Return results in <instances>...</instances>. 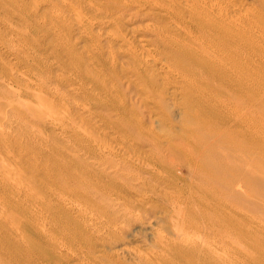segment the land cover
<instances>
[{
    "label": "rangeland",
    "instance_id": "374dc122",
    "mask_svg": "<svg viewBox=\"0 0 264 264\" xmlns=\"http://www.w3.org/2000/svg\"><path fill=\"white\" fill-rule=\"evenodd\" d=\"M244 2L252 3L251 0ZM128 3V0H0V112L4 110L0 118V171L3 168H9L11 173H16L14 176L32 190L34 195L44 197V204L31 206L24 199L20 200L17 195L10 194L7 189L1 187L5 190L0 189V264H133L134 260L131 261L129 254L138 253L137 255H147L150 258L153 252L151 251L153 240L149 227L154 229L156 225L155 231H161L160 227L165 230L163 228L166 226L162 227L161 223H156V219L151 220L154 213L157 216L159 210L161 211L162 205L156 199L149 197L152 187V191L155 189L156 193L165 191L164 193L171 194L167 184H163L155 175H150L141 165V167L134 165L128 169H122L123 171L121 170L117 175L123 173L126 177L120 175V178L119 176L113 178L110 171L102 170V167L97 165L103 161V159H100L101 162L98 160L100 157H106L109 154L110 150L108 151L104 144H111L113 150L117 147L115 152L110 151L109 156L118 154L116 158H119V155L124 157L129 155L130 158L145 159L144 161L147 162L155 160L157 148L162 146V149L157 152L159 155L162 153L163 157L160 155V158L167 163H181L180 157L173 149L182 148L183 139L185 135L187 136L188 120L180 104L179 88L176 87L178 90H172L173 92L172 87L170 88L172 83L179 87L180 81L165 72L168 65L165 59L162 60L173 52L170 53V49L161 46L154 38L157 26H159V32L169 28L163 31L164 36L168 34L170 36V31L173 32L175 28L171 29L172 25L169 26L164 18L160 19L154 14L152 17V13L156 11L154 8L148 6L141 10L132 7L131 4L129 6ZM163 19L168 26L163 25ZM101 21L106 25H101ZM161 25L165 27L162 30H160ZM174 32V36L181 38L178 31ZM145 49L148 50L144 51ZM166 49L168 50L165 51ZM148 51L149 55H147ZM142 53L145 58H142ZM159 53L161 59H159ZM135 54L143 63L144 61L149 63L146 70L139 67L136 62L133 64L134 60L129 57ZM153 58H158L155 59L156 61H162L156 62ZM160 63L164 64L160 65ZM137 66L140 69H137ZM159 68L165 71L162 72ZM133 71L135 75L137 71H143L142 78L137 75L135 78ZM143 82L149 84L152 82V86L147 87ZM153 86L155 90L152 89ZM160 91L164 96L160 94ZM33 92L37 96L40 95L39 100H43L42 102L45 103L48 100L47 103L55 104L54 110L56 114L59 112L57 115L60 117L64 113H69V117L72 115L70 122L75 121L72 123L75 124L74 127L72 128V124L68 122V131L62 134L63 132L54 130L48 124L44 125L40 119H25L29 116L22 113L20 101L35 100ZM167 92H169L168 95ZM173 94H175L174 99ZM176 94L179 96L175 99ZM17 108L19 111H15ZM78 130H83L82 134L80 132L83 139L76 135L75 131L78 132ZM25 132L29 134L26 135ZM33 132L38 134L34 135ZM84 135L87 139L90 137L89 142ZM80 144L85 147L82 148ZM58 148L62 150L59 152ZM87 149L89 152L85 151ZM102 149L104 153L101 152ZM64 150L69 152L68 155L67 152H62ZM152 152L155 157L151 154ZM74 155L78 161H75ZM97 155L100 157H96ZM70 156L74 158V162ZM50 157H54L58 164L62 162L60 165L64 166L62 173L55 172V177H52L53 172L46 168ZM95 158L97 161L94 162ZM89 159L96 166H93V162L88 163ZM254 168V164H249L247 170L251 174L246 176L244 187L241 189L235 187L233 205L236 208L235 218L239 219L246 229L264 233V168L262 171ZM58 172L61 173L60 176L65 173L59 177ZM71 174L94 190V192H85L84 200L79 198L83 202L79 199L75 200L77 203L82 202L81 204L68 202L71 194L83 197L81 195L84 192L67 178ZM180 176L186 178L184 173ZM54 184H57L56 187L53 186ZM48 189H53L55 195L50 196L47 193ZM66 191L71 192L65 194ZM113 192L123 197V202L119 200L120 204L123 203L121 208L116 205V203L119 204L118 202L112 203L108 200L110 198L107 194L113 195ZM145 195H148V198ZM46 197L51 198L50 202H46L49 201ZM141 197L155 200L150 205L160 204L157 207L159 210L154 209L155 205L150 209L151 211L148 210V213L151 212L150 215L141 208L133 211L136 215L131 213L129 216L133 218L128 217V221L123 218H118L120 220L118 221L116 218L117 221L114 222L115 224L111 223L110 228L113 230L115 226L121 229L117 228L115 231L110 228L108 231L100 225V220L108 221L107 218H111L112 215L116 217L115 210L123 209L124 204L137 206L134 202ZM85 201L88 203L90 201L91 207ZM84 205L89 206L90 209L83 210ZM95 205L99 208L95 209ZM97 209H101V213L99 210L96 211ZM87 211L98 212L102 217L99 216L100 214L95 215ZM88 213H90L89 218H87ZM105 213L108 214L105 215ZM147 219L151 223L148 221L146 223ZM173 219L168 218V221L174 222ZM244 249L241 253L236 251L235 259L239 260L236 261L238 264L246 261V257L253 253L246 254ZM251 249L252 246L248 245L246 252L253 251ZM237 253L245 257L239 255L237 258Z\"/></svg>",
    "mask_w": 264,
    "mask_h": 264
},
{
    "label": "bare ground",
    "instance_id": "6f19581e",
    "mask_svg": "<svg viewBox=\"0 0 264 264\" xmlns=\"http://www.w3.org/2000/svg\"><path fill=\"white\" fill-rule=\"evenodd\" d=\"M244 1L128 0V5L131 4L132 7L134 6L136 9L143 10L148 6L154 8V10L156 11L152 13V17L154 14L160 19H166L168 23L163 19V25H165V27L167 24H169V26L172 25L171 29L172 27H174L176 29L175 30L173 28L174 31H178L179 35L181 36V38L178 39L173 35L174 31L172 32L171 29V31H169L172 36H168L169 34L167 36H164L162 33L168 27L165 28L163 26L165 28L164 29L162 25V28L160 30H164L159 32V26H157V32L155 31L156 34H153L155 36L154 38L158 43L161 44V46L170 49V53L173 52L172 55H168V57L165 58L163 55L164 51L163 49H161L163 51L162 57H164L162 58V60L165 59L164 61L166 62L168 67H164V69L166 68L167 71H165L166 69L160 70L161 67L159 68V70L162 72H168L170 76H175V78L180 81V86L178 87V85L176 84V86L173 85L172 81L170 80L172 85L174 86V89L173 86L170 85V83L168 85H170V88L172 87L171 91H177V88H179L178 94L181 97L180 104L182 106L180 104H178V106L180 105L181 107H183L186 116L185 118L186 120H188V129H186L187 136L185 135L183 139V146L181 145L182 148L176 147L177 150L173 149L174 152H176L180 157L181 160H179L181 161V163H167L163 158H160V155H162V153L159 152V155L157 152L159 151V149H162V146H159L160 148L158 146V148L156 147V158L155 160H151L153 161V163H149L151 161H144L145 159H133V157L130 158L129 155L127 157L119 155V158H116L118 154L117 156H109L110 151L113 150V146L111 147V144H104L106 146V149H108V151L110 150L109 154L106 157L102 156V158L98 155L96 156L100 157L98 159L99 161L100 159H103L102 163H99L98 161V167H102V170L104 169L108 172L110 171L113 176L110 173L109 175H111L113 178L118 176V178H120V175L125 176L123 173L117 175L122 169H128L134 165H141L143 166L142 168L145 171L149 172L150 175H155L159 179V181H161L163 184H167V187L171 189V194H167V192L164 193L165 191H161L162 193H159L158 191V193H156L154 191L155 189L152 191L153 187L151 189V187L149 186L151 189V195L149 198L156 199V201H159V203L162 205L160 211L157 208L160 204L158 203V206L156 205L157 203L154 204V206L156 205L154 209L157 208L156 210H159V212L152 209L154 210V212H158V215L156 216L154 213L155 217H153L154 215H152L153 218L151 217V220L156 219V223H161L162 227H166L163 228L165 230H162V228L160 227L161 231L154 230L155 227L157 228L156 225L155 227L153 226L154 229L149 227L153 244L150 239L149 241L152 244L151 251L153 252L150 255V258L147 255H137L138 253L129 254L131 255V261L132 259L134 260L133 264H238L236 263V261L239 260L235 259L236 251H240L241 253L242 249L244 248H246L244 250L247 251L248 245L252 246L253 251L248 250V252L245 251V253H253H250L251 255L248 256L243 252L248 257H246V261L244 260L245 262L243 261L242 263L264 264V233L253 232L246 229L242 225V222L239 219L235 218L236 208L235 205H233V202H235V196L233 194L235 192V187L239 189L243 188L246 182V176L248 174H251V172L247 170V166L249 164H254V169L258 171H262L264 168V0H251V4H246V2ZM118 4H120V2H118ZM119 6L117 7L119 8ZM164 21L167 24H165ZM100 23L101 25H106V23L103 21H101ZM160 23H162V21ZM147 44H149L148 41ZM168 49H166L165 51H167ZM147 50L145 49L144 51ZM138 51H140V48ZM149 51L147 52V55L150 54ZM135 55H130L131 57H129L131 58V60H134L133 64L136 62L139 67H143L144 70H146V67H148L149 63L147 64V62L145 61L143 63L140 58L137 59V55ZM143 57L144 54L142 58ZM150 57L152 58V54ZM159 59H161V56L159 57ZM146 61H148V59H146ZM152 63H154V61H152ZM161 64L164 63H160V65ZM138 66L137 69H140L138 68ZM147 72H149V70H147ZM136 73L139 78L143 75V71H137ZM164 74L165 73H163V77ZM136 75L134 72L135 78H137ZM151 83L152 82H150V84L146 83L147 87L150 86ZM29 88L30 87H28V89ZM152 89L155 90V87ZM166 91L164 92V94H166ZM17 92L19 94V91ZM161 93L162 91H160V94ZM168 93L169 92H167V95ZM164 94L162 96H164ZM174 95L175 94H173V99ZM179 95L176 94L175 99ZM34 96L35 98H33L35 100L31 102H24L23 100L20 101V108L22 110V113H25L29 116L28 118L25 117V119H40V121L44 125L48 124L54 130L63 132L62 134H64L65 131H68L67 129L69 128L67 127V125L68 122L71 121V118L73 116L71 115L69 117V113H64L63 111L64 114H62L63 116L60 117L59 115H57L59 114V112H57L56 114V110H54L55 104H52V102L47 103L48 100L45 103L42 102L43 100H39L40 95L37 96L35 94ZM170 97L172 96L170 95ZM51 104L54 107H52ZM17 110L19 111L18 108L15 109V111ZM124 112H126L125 109ZM2 113L0 112V118L2 117ZM61 113L62 111L60 112V114ZM23 118L22 121L24 120ZM73 122L75 121L73 120L72 123ZM74 125L75 124L71 125L72 128L74 127ZM82 131L78 130L79 133L75 131V133H77L76 135L79 136L80 139H83V135H81ZM28 132H25L26 135L29 134ZM36 133L34 135H36ZM86 137L87 136L84 135V138ZM88 139L87 141L89 142L90 139ZM82 143H84V141ZM85 145L87 144L85 143ZM155 145L156 144L154 142V146ZM157 145L160 144L157 143ZM84 147L85 146L83 145L82 148ZM116 148L112 152H115ZM103 149L105 150V148ZM103 149L101 152L104 153ZM88 150L89 149L85 151ZM55 152H57V150H55ZM62 152H67V155L69 153L65 150ZM74 152L78 153L76 151ZM81 152H83V150ZM88 152L85 153L87 154ZM153 152L151 153L152 155ZM91 153L93 154L94 152ZM152 155H149V157L153 158ZM161 157H163V155ZM70 159H72V161L74 162L73 157H71ZM90 159L88 160V163L91 162V164L93 161H97L96 158V160L93 159V161H91ZM75 161H78L76 160V157ZM94 162L93 166H96ZM60 163L58 164L54 157L48 158L46 168L53 172L54 176L52 177L56 176L55 172L57 171L62 173L64 166L62 167ZM164 170L167 172H165ZM0 172V189H7V192L13 195H17V198H19L20 200L21 198L24 199V201L31 206H39L43 203L44 197H38L34 195L31 189L26 187L25 184L17 176H14L16 173H11V170L9 168H3ZM59 172V177H62L65 173L64 172L63 175L60 176L61 173ZM182 173L186 175V178L180 176V174ZM72 174L67 178L70 180V182H73L84 191L83 195H81L80 193V195L83 197H80L78 194H71L69 196L68 202H74L77 205L78 203L81 204L83 202L82 200H84L83 198L85 192H94V190L85 185L79 180L78 177H75ZM114 174H116L117 176H115ZM12 176L14 177L12 178ZM128 177L130 179L132 178V176ZM158 179L156 180L158 181ZM56 185L54 184L53 186L56 187ZM53 189H48L49 192H46L49 193L50 196L55 195L54 190L56 189ZM70 192L66 191L64 193L69 194ZM246 192L248 193V191ZM90 193L92 194V192ZM112 194L113 195L107 194L110 198L108 200L112 203L118 202L119 204L116 203L118 207H120L121 205L123 206V203L120 204L121 201H124L123 197L115 194L114 192ZM256 194L258 193L256 192ZM87 195L88 194H86V196ZM112 196H114V198H112ZM146 197H141L140 199L138 198L139 200L136 199L138 201L134 202V205H136L137 203V206L124 204L125 206L123 209L117 211L119 209L118 208L117 210H115L117 215L116 217L112 215L114 218L111 216V218H107L108 221L100 220L101 224H99L101 226H104L103 228H107L108 231H110V225L111 223L117 221L116 218H123L124 220L128 221V217H130L129 215L131 213L132 215L135 214H133V211H138L142 208V210L144 209L147 212V215H150L151 212H148L151 211L150 209L154 207L150 204H153V201L155 200H147L148 197ZM10 198L12 197L10 196ZM79 198L82 200H80ZM50 199L47 198V200L49 201L46 202H50ZM76 199H79L82 202L77 203L75 201ZM120 199L121 201L119 202ZM85 202L88 203V201ZM69 206L70 205H68V207ZM96 206L97 205H95V209L99 208L98 206ZM145 206L146 208H144ZM78 207L79 206H77V208ZM85 207H82L83 210H86L87 208L90 209L91 205L90 207ZM101 209H97L96 211L99 210L100 212L103 210ZM75 213L79 214L78 212ZM84 213L86 212L84 211ZM90 213H88L87 218H89ZM93 213L95 215H99L101 212L96 213L95 211H93ZM108 213L109 215H111L110 212ZM107 214L105 213V215ZM99 216L102 217L101 214ZM131 217L133 218V216ZM168 218H174V222H170L171 219L168 221ZM109 219H111L110 222ZM118 221L120 220L118 219ZM147 221L148 219L146 220V223H151L150 220L148 222ZM154 221L155 220H153V222ZM122 223L124 224L123 221ZM104 224L106 225V227ZM117 228L121 229L119 227L115 228V226L113 230L111 228L110 229L112 231H115ZM14 229L16 230L17 228ZM101 230L104 231V229ZM239 232L240 234H238ZM135 236L137 237V235ZM240 253H237V258H239V255H241ZM240 263L241 262H239V264Z\"/></svg>",
    "mask_w": 264,
    "mask_h": 264
}]
</instances>
